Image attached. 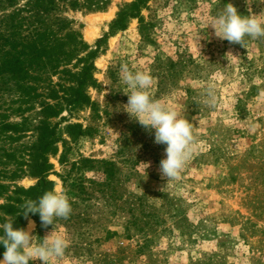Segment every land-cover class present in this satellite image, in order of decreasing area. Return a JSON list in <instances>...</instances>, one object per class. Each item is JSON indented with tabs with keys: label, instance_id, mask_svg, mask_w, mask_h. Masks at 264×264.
Instances as JSON below:
<instances>
[{
	"label": "rangeland",
	"instance_id": "374dc122",
	"mask_svg": "<svg viewBox=\"0 0 264 264\" xmlns=\"http://www.w3.org/2000/svg\"><path fill=\"white\" fill-rule=\"evenodd\" d=\"M135 1L106 0L98 11L61 14L94 53L85 59L93 64L94 86L83 88L90 105L64 109L49 121L61 140L48 157V180L72 207L67 220L56 221L70 246L53 264H264V38H246L244 48L220 40L206 23L224 4L233 3L242 15L249 5L147 0L136 11ZM250 7L258 15L264 0H251ZM123 63L148 71L152 95L193 124L197 147L178 180L161 178L166 146L124 111ZM209 84L215 107L202 102ZM10 100L0 99V125L21 121ZM24 116L30 129L37 125L34 111ZM69 124L89 134L71 138ZM10 135L0 134V174L7 176L19 169L14 158L27 159L36 133ZM4 180L9 189L25 190H36L38 182L27 172ZM14 217L0 213V224ZM29 218L33 235L42 239L53 230Z\"/></svg>",
	"mask_w": 264,
	"mask_h": 264
},
{
	"label": "trees",
	"instance_id": "16d2710c",
	"mask_svg": "<svg viewBox=\"0 0 264 264\" xmlns=\"http://www.w3.org/2000/svg\"><path fill=\"white\" fill-rule=\"evenodd\" d=\"M18 1L0 0V99H11L10 104L16 105L11 107V113L21 121L2 123L0 134L35 132L36 136L27 151V159H13L19 169L10 176L0 174V200H3L0 213L15 215L13 227L16 229L24 227L25 218L20 215L19 208L24 199L35 200L53 189V183L48 180L52 171L48 157L57 154L56 144L61 139L57 125H51L50 119L59 117L64 109L71 111L91 104L83 88L94 86L93 64L85 62V59H92L94 53L88 51L81 34L72 28L73 22L61 14L66 10L98 11L106 0H22V5ZM146 2L136 0L131 9L137 11ZM121 19L122 16L117 22ZM82 54L85 55L82 57ZM31 111L38 116V122L30 129L27 126L29 118L24 115ZM66 131L71 138L89 134V130L73 124L67 125ZM11 135L9 139L13 138ZM13 155L8 153L6 157ZM25 172L38 179L36 190L17 186L9 189L5 185L4 179L20 178ZM29 216L40 226L39 214L30 213ZM4 222L6 220L2 219L1 223ZM4 251L0 245V256Z\"/></svg>",
	"mask_w": 264,
	"mask_h": 264
},
{
	"label": "clouds",
	"instance_id": "9594fccd",
	"mask_svg": "<svg viewBox=\"0 0 264 264\" xmlns=\"http://www.w3.org/2000/svg\"><path fill=\"white\" fill-rule=\"evenodd\" d=\"M246 3L249 5L248 15L240 14L237 7L229 2L224 4L222 12L206 20L207 27L210 26L220 40L244 48L246 38H264V11L253 14L251 0H246ZM119 79L122 92L128 97L123 105L124 111L148 133L154 132L155 144L166 146L164 158L159 162L161 178L178 180L197 147L193 124L164 100L152 95L155 80L148 71L133 70L123 63ZM202 95L204 104L215 107L214 85L209 84ZM19 208L28 226L16 229L13 227L14 220L0 224V245L5 249L0 264H30V261L36 260L42 264H53V261L62 260L70 246V239L56 229V221L70 217L72 207L69 196L54 188L35 200L25 198ZM30 213L39 214L42 227L53 226V230L42 239L32 234L35 222L29 218Z\"/></svg>",
	"mask_w": 264,
	"mask_h": 264
},
{
	"label": "bare ground",
	"instance_id": "6f19581e",
	"mask_svg": "<svg viewBox=\"0 0 264 264\" xmlns=\"http://www.w3.org/2000/svg\"><path fill=\"white\" fill-rule=\"evenodd\" d=\"M92 36H93V33L92 32H87L86 33V39L87 40H90L92 38Z\"/></svg>",
	"mask_w": 264,
	"mask_h": 264
}]
</instances>
